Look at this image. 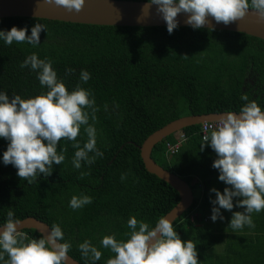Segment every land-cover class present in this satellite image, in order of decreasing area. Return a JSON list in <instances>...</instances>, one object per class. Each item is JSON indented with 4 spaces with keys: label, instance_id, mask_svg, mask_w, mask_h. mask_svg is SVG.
Masks as SVG:
<instances>
[{
    "label": "trees",
    "instance_id": "trees-1",
    "mask_svg": "<svg viewBox=\"0 0 264 264\" xmlns=\"http://www.w3.org/2000/svg\"><path fill=\"white\" fill-rule=\"evenodd\" d=\"M36 23L46 26L36 46L0 40V92L24 99L46 92L37 72L20 65L32 53L50 59L69 91L79 84L92 92L98 108L97 148L103 156L75 169L73 142L62 139L57 151L67 148L63 163L53 164L50 176L40 174L28 184L13 165L3 163L9 141L0 138V227L10 208L20 221L33 218L50 229L59 224L64 232L60 243L71 242L72 259L79 264H106L114 253L102 247L104 236L115 234L117 240H126L131 216L151 228L179 202L177 192L146 172L138 148L152 133L179 118L238 114L246 103L240 99L244 94L264 111V41L212 29L176 28L169 34L167 28L101 27L30 18L2 19L0 30L26 27L30 36ZM82 70L90 73L87 83L80 79ZM199 129L181 131L186 140L174 155L167 154L166 148L174 143L173 136L151 153L158 166L200 189V196L173 223L174 230L188 241L185 227L193 226L200 264H264V210L252 214L254 228L228 227L233 212L244 211L235 206L232 211L220 210L223 220L211 219V201L216 197L210 190L223 192L230 186L219 180V171L212 167L218 158L214 150L209 145L200 150ZM78 140L81 145L87 141L84 126ZM81 172L88 175L81 177ZM122 174H126L123 181ZM82 194L90 196L92 203L73 210L72 196ZM238 199L233 198L234 205ZM191 213L199 215L195 225L188 218ZM24 232L30 238L40 237L33 230ZM85 240L102 252L99 261L82 256L78 246Z\"/></svg>",
    "mask_w": 264,
    "mask_h": 264
},
{
    "label": "clouds",
    "instance_id": "clouds-1",
    "mask_svg": "<svg viewBox=\"0 0 264 264\" xmlns=\"http://www.w3.org/2000/svg\"><path fill=\"white\" fill-rule=\"evenodd\" d=\"M46 3L62 7L67 12L79 13L83 10L85 0H45ZM157 5V12L166 22L171 34L177 27V16L189 14L185 21L194 29L209 24L212 17L217 24L229 25L243 19L249 10L258 14L264 22V0H149L142 8L143 20L149 15L150 6ZM46 26L36 23L27 35L28 29L13 26L9 31L0 30V40L7 45L28 43L40 44V33ZM187 58V56H184ZM37 72V79L47 91L33 98H11L0 92V138L9 141L3 153V163L13 165L17 175L28 184L36 182L43 174H52L53 164L61 165L65 160L67 148L59 152L58 144L63 140L72 141L76 149L72 164L75 169L82 167V162L91 165L103 153L97 148V130L95 128V99L90 90L79 84L69 91L65 83L58 79L50 59H40L36 53L29 55L20 65ZM69 73L73 69H67ZM91 78L90 73L82 70L80 79L83 83ZM246 103L239 113L227 112L220 116L215 129L210 135L203 136V143L209 145L217 155L212 167L219 171V180L230 187L223 192L212 188L215 199L211 201V219L223 220L221 209L232 211L235 207L244 211L233 212L228 227L238 230L245 226L254 228L253 213L264 210V111L256 100L249 101L247 94L240 97ZM91 118L92 124L89 123ZM87 135V141L81 145L78 140L81 127ZM90 153L94 155H90ZM88 173L81 172V177ZM126 174L121 175V180ZM238 199L234 205L233 198ZM92 203L87 195L72 196L69 206L73 210ZM218 205V207L216 206ZM22 222L15 217L10 208L7 220L0 230V261L3 264H67L71 242L64 240V232L59 224L51 226L50 233L39 238H30L18 229ZM131 230L125 233L126 240H117L115 234L106 235L101 245L109 249L114 256L106 264H200L196 244L192 240L183 241L174 230L172 220L161 217L154 227L131 216L127 222ZM82 256L93 262L99 261L102 252L90 240L79 244ZM7 255V259L5 258Z\"/></svg>",
    "mask_w": 264,
    "mask_h": 264
},
{
    "label": "water",
    "instance_id": "water-1",
    "mask_svg": "<svg viewBox=\"0 0 264 264\" xmlns=\"http://www.w3.org/2000/svg\"><path fill=\"white\" fill-rule=\"evenodd\" d=\"M148 2L123 0H85L83 10L79 13H69L62 7H57L45 0H0V20L8 18H30L53 22L101 27H129V28H167L162 15L157 12V5H151L149 15L138 20L142 15V8ZM189 14L180 13L177 16V28H192L185 21ZM209 24L199 29H212L243 34L264 41V22L258 19V14L249 10L243 19L229 25L217 24L212 17H208ZM225 114V113H224ZM224 114H210L188 116L174 120L158 129L138 148L142 165L147 173L155 176L177 192L178 204L164 217L174 223L186 212L193 203L191 187L176 175L158 166L151 158L153 148L164 139L181 132L185 128L198 126L206 122L218 121ZM18 229L33 230L38 235H46L51 229L44 223L33 218L21 220ZM0 227V230H2ZM67 264H79L68 255Z\"/></svg>",
    "mask_w": 264,
    "mask_h": 264
},
{
    "label": "built area",
    "instance_id": "built-area-1",
    "mask_svg": "<svg viewBox=\"0 0 264 264\" xmlns=\"http://www.w3.org/2000/svg\"><path fill=\"white\" fill-rule=\"evenodd\" d=\"M216 122L217 121L206 122L201 125H198L200 126L199 135L201 136L202 141L204 135H210L211 131L215 129ZM173 137H174V143L166 145L167 154L170 155H174L175 153H177L182 143L186 140L185 135L182 134L181 132L174 134Z\"/></svg>",
    "mask_w": 264,
    "mask_h": 264
},
{
    "label": "rangeland",
    "instance_id": "rangeland-1",
    "mask_svg": "<svg viewBox=\"0 0 264 264\" xmlns=\"http://www.w3.org/2000/svg\"><path fill=\"white\" fill-rule=\"evenodd\" d=\"M191 191H192L193 198H198L200 196V189L196 185H193V187H191ZM188 218L193 223V225H195L196 220L199 218V215L197 213H191L188 216ZM193 236H194L193 226L191 225L186 226L185 227V239L192 240Z\"/></svg>",
    "mask_w": 264,
    "mask_h": 264
}]
</instances>
